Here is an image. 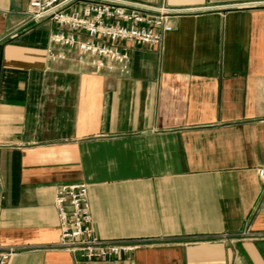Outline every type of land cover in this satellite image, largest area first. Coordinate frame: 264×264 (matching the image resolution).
I'll return each mask as SVG.
<instances>
[{
  "label": "crops",
  "instance_id": "obj_1",
  "mask_svg": "<svg viewBox=\"0 0 264 264\" xmlns=\"http://www.w3.org/2000/svg\"><path fill=\"white\" fill-rule=\"evenodd\" d=\"M45 1V0H40ZM192 8L126 75L54 47L29 0H0V247L8 264H264V0ZM85 184L94 235L146 240L107 262L53 248V198Z\"/></svg>",
  "mask_w": 264,
  "mask_h": 264
},
{
  "label": "built area",
  "instance_id": "obj_2",
  "mask_svg": "<svg viewBox=\"0 0 264 264\" xmlns=\"http://www.w3.org/2000/svg\"><path fill=\"white\" fill-rule=\"evenodd\" d=\"M192 8L149 6L130 0H29L25 14L33 23L51 21L57 31L50 34L51 60H65L55 47L75 52V58L88 61L96 70L126 75L129 55L126 46L154 47L172 31L170 19L193 12ZM264 180V168L257 170ZM2 177L0 174V187ZM4 194L0 191V202ZM54 206L60 234L53 248L73 254L78 262H107L133 252L146 240L100 239L94 235L85 184H66L57 188ZM25 248L0 247V264Z\"/></svg>",
  "mask_w": 264,
  "mask_h": 264
}]
</instances>
